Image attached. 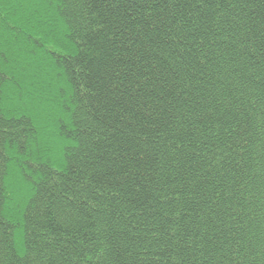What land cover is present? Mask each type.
I'll use <instances>...</instances> for the list:
<instances>
[{"label":"trees","instance_id":"1","mask_svg":"<svg viewBox=\"0 0 264 264\" xmlns=\"http://www.w3.org/2000/svg\"><path fill=\"white\" fill-rule=\"evenodd\" d=\"M0 264H264V0H0Z\"/></svg>","mask_w":264,"mask_h":264}]
</instances>
